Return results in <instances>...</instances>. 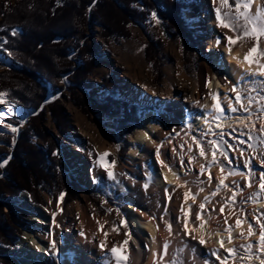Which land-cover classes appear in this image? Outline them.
I'll use <instances>...</instances> for the list:
<instances>
[{
  "label": "rangeland",
  "instance_id": "rangeland-1",
  "mask_svg": "<svg viewBox=\"0 0 264 264\" xmlns=\"http://www.w3.org/2000/svg\"><path fill=\"white\" fill-rule=\"evenodd\" d=\"M15 1L16 0H9L8 3H14ZM185 2H187V6L182 9V15L187 23L188 29L192 31L191 34L194 42L191 39L190 41L187 39L185 40L186 42H184L183 37L175 31V28H169L168 21L160 19L158 15L155 17L152 16V13L155 12L150 13V17H148L145 24L133 23L129 27L131 34L130 38L123 39V37H112L107 39L105 37L106 32L104 31L103 25L94 23L91 26H88L85 39H87V42L90 44L97 45L101 48V57L98 58V65L94 73L89 77V81L93 83V87H91L88 91L91 98L88 101V99L84 98V95L80 90L77 93L78 95L70 93L69 87L72 86V83L67 75L59 82V86H61L60 90H50L46 102L43 104L45 114L42 116V125L44 126L45 131L50 132L57 138L58 144L60 145L63 153V159L61 160V165L56 168V172H58L59 176L55 177L54 183L50 185L43 182L41 183V186H37L35 188L39 198L38 201H32L26 192L20 193L18 197L19 203L17 204L19 210H17V217H19V221L25 223L26 229H20L21 233L17 237V241L20 240L22 235L29 232L31 227L35 228L31 225V220L33 219L34 214L29 208L22 206V198H24L27 194L26 196L29 198V202H32L31 204L52 212L56 210V205L60 200V193L63 192L65 195L62 199V209L58 220V223L62 228V232L60 233V243L68 246L67 239L64 237L65 232L63 231V223H65L68 219L65 210H67L70 205L78 201L82 203L85 201L88 204V214H90V217L95 220L97 217V219L107 220V226L109 227L108 230H110L109 232L111 233V236L109 237L111 238L112 243L115 245L119 244L118 246H121L123 245V241L128 239V245L124 246L129 255L127 264H134L132 245L129 240V235L131 236L132 233V226L128 220L129 212H127V208L131 204H136L138 206L141 205L145 208H153V206L158 203V198L161 194V189L158 188L156 183L158 168L155 161H150L149 163H144L140 166L131 159H128L125 151H123L121 146L117 144V141L114 140V138L120 137L124 139L132 136V134L135 133L142 125L144 117L147 112L151 111V109L158 113L159 121L169 127L172 121L175 120V122H178L181 119L179 120L178 117L172 113V110L164 104L145 103L137 101L135 98H130L125 93L126 91H129V89H127V84H122L124 79L123 77H127L125 81L126 83L131 81L134 82V85L139 92H144V89L147 86L150 90H152V92H161L164 87L173 88L175 86L174 76L184 72H187L193 78H197L198 71L207 56L206 47L210 42V37L207 32L203 31V28L199 26L195 27L194 23L200 22L203 20V17L206 16L215 20L218 24V21L216 20L217 8L221 10L222 14L231 13V15H235L234 6L229 8L227 5H222L220 0H215V2H213V0H185ZM231 2L232 0H230V3ZM136 8L140 11L144 10L141 3L137 4ZM186 12H189L192 15L191 21L186 18ZM240 23L242 24V21H240ZM219 29L222 31V37H217L216 41L217 39L221 40V44L219 46L217 45L221 48L225 43V35L227 33H230V35L235 34L222 27H219ZM158 41L163 43L159 48ZM254 43V40L251 38H245L238 41L232 47L249 49ZM84 44L85 43H83V45ZM150 45L154 46L156 50L155 60H151L146 53V49ZM184 46L189 47L186 48ZM261 47H264V39H262ZM4 51L5 50L0 48V72L2 73L10 70L11 67L17 66L7 53V55L4 54ZM76 54V52H72L74 60L80 58L79 56L77 57ZM77 64L78 63L74 61L73 65L79 67ZM114 88L116 89L115 96L108 93ZM107 95H111L117 103L114 104L113 102H110L108 106H102L101 103L106 100L105 98H107ZM4 100L5 104L13 105L20 109V114L11 113L4 118V122L6 124L11 123L18 129L17 133H12L10 129L4 128L0 124L1 135L6 137L8 136L11 140H13L14 136L16 139L22 130L29 126L28 119L32 116H36L38 112L34 113L32 110H23L16 104L8 102L6 95ZM57 101L64 111L63 114L66 123V127L63 125L67 131L65 135L66 137L62 139L59 133L61 128L58 125V120L49 107ZM244 101H246V99ZM254 103L259 106L264 105V102L259 101V98L258 101ZM133 107L135 108V113H133L134 119L126 118L128 112H133ZM260 124L261 127L264 126V119ZM261 127L254 131V133L250 136L252 137L251 139L247 135L245 136L243 133L238 132H232L223 138L199 139L204 147L205 156L200 155V148L198 146L196 148V153L193 155L189 154L187 156V153L185 152L186 154L184 155L186 158H184L185 160L183 159V163L185 161V164L189 166L196 162L199 164L197 165L198 169L195 170L194 174H191L192 176L189 175L187 179L189 185L191 184L190 186L193 190H195V199H192L191 205L192 212L197 213L200 211L199 205L201 204L200 202H202L199 201L200 198L208 192L210 187L212 188L215 186V184L213 185L214 178L212 177V171L218 166L220 167V164L225 165L226 173H228L229 168H235L238 171L247 173L248 169L244 168L243 165L246 160L250 161L251 168L254 170L250 177V179L253 177L251 180V186L253 185L252 187L255 186L257 188L256 190L253 189L256 193L259 191L261 192L259 194L260 198L263 197L264 191H261L259 187V175L260 172L264 170V167L261 165V156L264 155V148L260 147L258 140V134ZM169 130L171 131L172 129ZM94 131H99L101 136L100 139H104L114 148V151L104 157V161L105 164H109L111 166L119 183L111 181L107 178L106 171L101 164L99 165V170L97 171L98 184L96 186L86 185L82 181V167L80 165L79 158L75 157V150L81 151L84 154V157L89 159L90 162L98 164L100 160V155L97 150L98 138L92 136ZM47 138L49 139V137ZM211 140H218L220 144V147L217 148V163L215 164L212 163L213 145L208 143V141ZM225 141H227L228 144L235 145V150L229 148L227 144L224 143ZM240 141H247V143L242 144ZM33 143H35L38 147L43 148L48 142L40 138H36ZM12 146L13 144L11 146H6L8 153L1 154L0 163L8 157L12 158V155L10 154ZM0 147H5V145H1L0 143ZM172 147L173 145H171V148ZM181 149L183 150V147ZM181 149L178 151L176 149L174 150L176 160L173 161L171 168L176 171H181L180 166L176 162L178 161L177 159L182 156ZM241 149L244 150L243 154H241ZM221 150L227 151L229 158L233 161L232 165H228L227 160L220 155ZM190 159L191 162L189 163ZM112 161H115V164H111ZM202 165L204 166L205 171L201 174L200 170ZM209 165L212 166L209 167ZM5 166L2 167V170H4ZM61 175H65L67 181L72 184V192H70V189L62 185V181H59ZM209 175L212 177L211 181L208 179ZM234 177L240 188V198L235 200V202L230 201L227 203L228 207L225 208L224 213L221 214L216 223L225 224V219H227V223H230L233 219L229 217L231 215H234L235 219L236 217L243 218L247 215V217H252L256 220L259 218V221L264 223V216L261 215L262 211H254V208H242L239 205L241 202H250L252 199L254 200V195L251 196L250 191H246L248 187L245 185L249 178L247 176L240 175H236ZM0 178L7 179L4 171L0 173ZM130 182H134L137 185V189L130 188ZM145 183L149 185L147 189L144 188ZM200 189H203V191ZM165 196L166 199L164 198L165 200L162 202L160 201L161 204H159V208H164L163 212L160 214L161 218H165L170 214L169 209L175 206L176 199H178V197L170 194V192ZM215 200H208L205 205V209L202 210L205 218L212 215H209V213H213L214 211L213 208L216 206ZM180 206L182 205L178 206L177 204L175 206L177 209L174 207L176 210L175 214L178 216L174 213V215L172 214L173 217L177 216L176 221L178 222H180L182 217L185 216L184 214H186L184 211L179 214L181 211ZM6 211L7 209L5 208V212ZM167 212H169V214ZM77 221L81 224L82 217L77 216ZM85 226H88V224ZM117 227L119 228V232L114 230V228ZM37 228L38 227L35 229ZM116 239H118L119 243ZM98 240L99 239L97 237V242H99L100 248V242L102 240ZM166 240L169 245L167 255L169 258L171 257L172 262L176 261V264H205V261H207L208 264H217L211 257L207 256L205 252L201 251V249L196 246H192L186 251L184 246V248L181 247L182 244H186L184 242V238L182 237H178V239L168 237ZM17 241L15 242V247H17ZM249 244L253 245L251 242ZM106 246V248H104L105 250H103L109 251L113 244L111 245L108 242L106 243ZM15 247H3L0 245V264H16L9 253L1 254V251L8 248L14 249ZM250 249L253 250L254 248L252 247ZM108 251L105 252L104 255L106 254V256L109 255L108 257H110L111 252ZM253 252H255V249ZM108 257L105 258V256H103L108 264H112V256L109 258L110 261L108 260ZM77 259L75 250L69 246L67 254L64 255L60 253L58 256L52 257V260L58 264H76Z\"/></svg>",
  "mask_w": 264,
  "mask_h": 264
},
{
  "label": "bare ground",
  "instance_id": "bare-ground-1",
  "mask_svg": "<svg viewBox=\"0 0 264 264\" xmlns=\"http://www.w3.org/2000/svg\"><path fill=\"white\" fill-rule=\"evenodd\" d=\"M261 4H264V0L254 1L252 6L253 13L256 7ZM186 18L191 21L192 15L186 12ZM194 26L203 28V31L207 32L210 37V42L206 47L207 56L198 71L197 78H193L187 72L181 74L178 72L179 75L174 76L175 86L173 88L164 87L161 92H152L147 86L144 92H139L134 82L131 81L126 83L127 77H123L122 84H127V89H129V91L125 90V93L130 98H135L137 101L145 103L164 104L172 110V113L176 115L179 120L181 119L178 122H175V120L172 121L169 127L159 121L157 112L151 110L147 112L142 125L132 136L124 139L120 137L114 138L117 144L125 151L128 159H131L140 166L144 163L147 164L150 161H155L158 168L156 183L158 188L161 189L158 203L154 205L153 208H145L136 204H131L127 208V212H129L128 220L132 226V233L129 240L132 245L133 252H131L134 258V264H172L171 257L169 258L168 255H163V245L168 237H174V239H178V237L184 238L186 244H182L181 247L184 246L186 251L190 247L196 246L200 248L201 251L205 252L207 256L211 257L217 264H220V261L217 260L216 256L212 255V252L219 249V255L223 258L228 256V253L225 251V249L228 248H234L238 249L240 252H244L245 254L243 256L246 260L241 259L239 254L233 253L228 259L224 260V264H237L240 259L244 264H261V260H264V252L260 250V246L254 248L255 252H253L252 249H248L247 252H245L240 248L241 244L239 243L241 242L243 244L242 241L249 239H246L247 236L244 234V231H242L245 229L244 226H246L245 223H247L249 217L246 215L243 218L236 217V219L238 218L242 222L239 227L236 226L234 215L229 216L233 218L230 223H216L217 219L224 213L225 208L228 207L227 203L232 201L233 190H235L236 193L235 200L240 198V188L237 187V180L234 177L236 175H229L225 172L226 170L221 172L219 166L213 169L212 177L214 178L213 185L215 184V186L212 188L210 187L208 192L202 195L199 200L204 202L205 197H207L208 200L216 199L215 201L217 203L214 201L216 205L213 208L214 211L213 213H209V215H212L205 218L201 209L197 213L191 211L192 196L195 195V190L190 186L191 184L189 185V183H185V181H187L189 175L194 174L199 164L196 162L189 166L185 164V161L184 163L182 161L186 158L184 154L187 153L188 156L189 154L193 155L196 153L197 143L193 140V136L198 140L213 139L223 138L232 132H238L250 137L254 131L261 126L260 123L264 119V112L260 111L261 107L264 105L259 106L255 103L248 105L247 99L244 101V104L250 107V113H233L227 111V106L233 103L236 95L234 92L230 91L233 84H236L238 89L245 90V96L252 95L256 97V101H258L257 93L256 91H252V89H259L264 93V85L260 83V79L262 78H256L254 82L250 83L251 78L245 76L243 69L238 67L236 60L233 59V57H238L243 60L248 49L232 47L231 54H229L225 38L224 45L219 48L216 43V38L222 37V31L219 29L217 22L209 17H203V20L194 23ZM228 35H230V33H227L225 37ZM252 68L255 70L256 65L253 64ZM217 94H219L218 102L224 106L226 113L225 118L221 120L215 118L216 112L212 107V105L217 102L213 101L212 96ZM234 106L239 108V105ZM0 112L4 113L3 116H0V121L3 122L0 124L3 126V124H6L4 122L5 116L11 113L20 114V109L4 103L0 105ZM169 129L172 130L170 131ZM144 133H148L151 139L146 138ZM221 133H223V135H221ZM92 136L98 138L97 150L99 155L105 152L109 154L114 151L112 145H109L104 139H100L101 136L99 131H94ZM171 145H173L172 148ZM157 147L160 148L161 153L159 158L156 156ZM182 147L183 150L181 149ZM175 149L177 151L179 149L182 150V156L176 161L181 171H176L174 169L169 171L168 167L160 163V161H164L165 164L172 166L173 161L176 160ZM75 157L80 160L83 183L89 186H96L98 184L97 171L99 170L100 162L98 164L90 162L79 150H75ZM177 175H179V179ZM222 176L226 177L225 184L229 187H221V190L215 196H212L211 193L216 190V185L219 183ZM165 177L167 180H165ZM252 179L253 177L251 180ZM129 185L130 188L137 189V185L134 182H130ZM165 189L168 191L165 192ZM169 192L178 197L175 206L178 204V206L182 205L184 207L183 209L186 214H184L185 216L182 217L180 222L176 221L178 215L175 214V208L177 209L175 206V208L169 209L170 214L167 212L169 214L168 216L165 218L160 217L164 209L159 208V204H161L160 201L162 202L165 200V195L169 194ZM186 192L191 193L187 200H185ZM22 199V206L29 208L34 214L31 225L38 228L35 229L31 227L29 232L22 235L15 249H5L1 251V254L9 253L16 264H58L52 260V257L58 256L60 253L64 255L67 254L69 246L76 252L78 258L76 264H105L107 262L105 258L109 255L106 256L104 253L108 250L104 251L105 249L101 250V247L99 248L97 237L100 241L102 240L105 242V246L108 242L111 245L113 244V246L115 244L112 243L109 237L111 233L109 232L110 230H108L107 220L97 219L98 217L95 220L90 217V214H88L89 208L87 202L84 201L82 203L78 201L65 210L68 218L67 221L63 223V231L65 232L64 237H66L68 244V246H65L60 243L62 228L58 223L62 209V200L58 201L55 211L49 212L44 208L34 206L25 196ZM242 203L244 202L239 204L240 207H242ZM254 205H257L258 211H262L264 209V200L255 198ZM221 207L224 208L223 212L220 211ZM245 207H247V205H245ZM263 212L264 210L262 213ZM54 213L55 216L53 215ZM173 213L177 216L173 217ZM181 213L183 212L180 211L179 214ZM198 213L201 215L200 220L196 219ZM77 216L82 217L81 224L78 223ZM185 220H187L186 230L184 227ZM166 222L172 224L171 233H169L167 229ZM202 223L204 226L200 227ZM86 224H88V226H85ZM101 224L104 225L103 230L99 227ZM228 226H231V235L233 237L231 244L228 243L229 232L224 230L228 228ZM81 231L84 232V236L80 235ZM186 231L191 233V235H186ZM105 232L108 233L107 237L104 235ZM241 233L244 235L241 236ZM192 236H195L196 239H192ZM201 236H203L206 241L205 245H200L198 243ZM53 238L57 242V248L55 250H52L50 247V241ZM116 240L118 242V239ZM221 240L224 241V248H220ZM118 245L119 244H117V246ZM108 252H110V249ZM153 253H156V255ZM249 253L251 255H249ZM103 256H105V258H103ZM110 257H108L109 261ZM161 257H163V259H161ZM111 263L115 264L113 258Z\"/></svg>",
  "mask_w": 264,
  "mask_h": 264
},
{
  "label": "trees",
  "instance_id": "trees-1",
  "mask_svg": "<svg viewBox=\"0 0 264 264\" xmlns=\"http://www.w3.org/2000/svg\"><path fill=\"white\" fill-rule=\"evenodd\" d=\"M8 2L9 0H0V48L7 52L17 66L0 72V92L6 93L8 102L23 110L38 112L36 116L28 119L29 126L18 135L15 144L8 136L0 133V143L5 145L0 147V157L1 154L8 153L6 146L13 144L10 150L11 160L4 170L0 168V173L4 171L7 177L0 178V245L13 248L21 233L20 229H26L25 223L17 217L20 193L26 192L32 201H38L35 188L43 182L50 185L54 183L55 177L59 176L56 168L61 165L63 159L57 138L45 131L42 125V116L45 114L43 104L50 90H60L59 82L67 75L72 83L69 87L70 93L78 95L80 90L88 101L91 98L88 91L93 87V83L89 81V77L98 65L101 48L85 39L88 26L94 23L103 25L107 39L130 38L129 27L133 23L145 24L150 13L155 12L160 19L168 21L169 28H175L184 42L193 39L192 31L188 29L182 15V9L187 6L185 0ZM139 3L143 5V11L136 8ZM14 30L15 35L12 34ZM162 44L158 41V48ZM72 52H76L80 58L74 60ZM146 53L151 60H155L154 46H148ZM74 61L79 67L73 65ZM115 92L114 88L108 93L115 96ZM111 95L106 96L102 106H108L110 102L117 103ZM49 107L58 120L62 139L66 137L67 132L64 111L58 101ZM132 110L133 112L127 113L126 118L134 119L135 108ZM36 138L48 143L43 148L38 147L33 143ZM59 181L72 192V184L67 181L65 175H61Z\"/></svg>",
  "mask_w": 264,
  "mask_h": 264
},
{
  "label": "snow or ice",
  "instance_id": "snow-or-ice-1",
  "mask_svg": "<svg viewBox=\"0 0 264 264\" xmlns=\"http://www.w3.org/2000/svg\"><path fill=\"white\" fill-rule=\"evenodd\" d=\"M213 2H215V0H213ZM220 3L222 5H227L229 8H232L234 6L235 8V15H231V13L229 14H222L221 10L219 8L216 9V20L218 21V26L228 29L229 31L233 32L235 35H228L225 37L226 41H227V48H228V52L229 54H231L232 51V46L235 45L238 41H240L241 39H245V38H251L252 40H254V44L252 47H250L247 51V53L244 55L243 60L239 59L238 57H233V59L236 60L237 66L243 69V72L245 74L246 77L251 78L250 83L254 82V80L256 78H262L260 79V83L262 85H264V47H261V43H262V39H264V4L258 5L255 9V12L253 13L252 11V5L254 3V0H232V2L230 3V0H220ZM152 16L155 17L156 14L152 13ZM240 21H242V24L240 23ZM13 35L16 34L15 30L12 33ZM7 41H5L6 43ZM217 45L219 46L221 44V40L217 39L216 41ZM255 64L256 65V69L253 70L252 65ZM231 92H234L236 95L234 97V101L232 104H229L227 106V111L236 113V112H243V113H250V107L246 106L244 104V100L247 99L248 101V105L253 104L254 102H256V97H253L252 95H247L245 96V90L243 89H238V86L236 84H233L232 88L230 89ZM252 91H256L257 93V97L259 98V101L264 102V93L261 92V90L259 89H255L253 88ZM6 93L4 92H0V105H3L5 103L4 97H5ZM218 95H213L212 99L213 101H217L216 103H214L212 105L213 109L216 112V119L217 120H221L224 119L226 116L225 110H224V106H222V104L220 102H218ZM227 99V97H226ZM199 103V102H198ZM234 105H239V108H237ZM260 111L264 112V106L261 107ZM4 113L0 112V116H3ZM247 118V117H244ZM0 123H3L2 121H0ZM4 128H8L11 130L12 133H17L18 129L16 127H14L11 123L8 124H3ZM261 130L264 131V126L261 127ZM221 135H223V133H221ZM144 136L148 139H151L148 136V133H144ZM250 139L252 137H249ZM193 140L196 141L197 146L200 148V155L201 156H205V151H204V147L202 146L201 142L195 137L193 136ZM12 143L15 144V136L13 137ZM209 144L213 145L212 147V153H213V160L212 163L215 164L217 163L216 161V153H217V148L220 147L219 141L218 140H211L208 141ZM225 144H227V146L229 148H232L235 150V145L232 144H228L227 141L224 142ZM240 143L244 144L247 143V141H240ZM191 150V149H189ZM243 149H241V154H243ZM109 155L107 152L100 154V164L104 167L105 171H106V175L107 178L111 181H115L116 183H119V181H117L116 176L114 174V172L112 171V168L109 164H105L104 161V157ZM161 155L160 153V148L157 147L156 149V156L157 158H159ZM220 155L223 156L225 158V160H227L228 165H232L233 161L231 160V158H229L227 151L225 150H221L220 151ZM11 159V157H8L6 159L3 160L2 163H0V168L4 167L9 160ZM191 162V159L189 160V163ZM160 163L162 165H164L165 167L169 168V171H172V168L170 165H167L164 163V161H160ZM111 164H115V161H112ZM261 165L262 167H264V155L261 156ZM212 165H209V167H211ZM244 168L248 169V172H242V171H238L235 168H229L228 174L229 175H240V176H247L248 182L246 183V187H251V175L253 174L254 170L251 168V162L246 160L244 162L243 165ZM220 168H221V172H223L225 170V165L224 164H220ZM201 174L205 171L204 166H201ZM177 178L179 179V175H177ZM208 179L211 181L212 177L211 175H209ZM225 179L226 177L222 176L219 180V183L216 185V190L214 192L211 193L212 196H215L220 190L221 187H229L228 185L225 184ZM165 180H167V178L165 177ZM185 183H187V181H185ZM235 183V182H234ZM149 187V185L147 183L144 184V188L147 189ZM237 187H239V185H237ZM259 187L261 189V191H264V170H262L260 172L259 175ZM201 191H203V189H200ZM168 190L165 189V192H167ZM260 193H255L253 194L254 196H259ZM65 193L61 192L60 193V200L63 199ZM191 195V193L186 192L185 193V200H187L189 198V196ZM235 190H233V197H232V201L235 202ZM193 199H195V196H192ZM208 202V198L205 197V201L203 203H201L199 205L201 210L205 209V205ZM51 203V202H50ZM119 211V210H117ZM184 209L181 206V212H183ZM220 211L223 212L224 208L221 207ZM55 216V213L53 214ZM262 216H264V213H261ZM197 220L201 219V215L198 213L196 216ZM259 221V218H257ZM55 222V221H54ZM123 223V222H122ZM167 223V229L169 231V233L172 232V224L170 222H166ZM241 220L237 219L236 220V226L239 227L241 225ZM225 224H227V219H225ZM203 223L200 225V227H203ZM100 229L103 230L104 225H99ZM184 227L185 230L187 229V220H185L184 222ZM253 225L251 223H249V227H248V233L247 235L250 237L252 236L253 233ZM115 231L119 232V228H114ZM225 231L229 232V236H228V243L231 244L233 237L231 235V226H228V228L224 229ZM186 235H191V233H188L187 231L185 232ZM81 236H84V232L81 231L80 233ZM105 237H107L108 233L105 232L104 233ZM244 234L241 233V236H243ZM129 239H130V235H129ZM155 239V238H153ZM192 239H196L195 236H192ZM198 243L200 245H205L206 241L204 239L203 236H201L198 240ZM259 246H260V250L262 252H264V223H260V239H259ZM128 245V239L123 241V245L121 246H117L114 245L111 247L110 252H111V256L115 261V264H127L128 262V255H127V250L124 246ZM39 247V245H38ZM50 247L52 250H55L57 248V242L56 240L53 238L50 241ZM100 247L101 249L105 248V242L101 241L100 242ZM253 245L249 244V245H241L240 248H243L245 250V252H247V249L252 248ZM168 248L169 245L167 242L164 243L163 245V249H164V255H167L168 252ZM220 248H224V241L221 240L220 241ZM47 251V249H46ZM225 251L228 253V256H225L223 258H221V256L219 255V249H216L212 252V255L216 256L217 260L220 261V264H224V260L228 259L233 253L239 254V255H244V252H240L238 249H234V248H228L225 249ZM154 255H156V253H153ZM249 255H251L249 253ZM161 259H163V257H161ZM106 264H108V262H106ZM172 264H176V261H173ZM205 264H208L207 261H205ZM261 264H264V260H261Z\"/></svg>",
  "mask_w": 264,
  "mask_h": 264
},
{
  "label": "built area",
  "instance_id": "built-area-1",
  "mask_svg": "<svg viewBox=\"0 0 264 264\" xmlns=\"http://www.w3.org/2000/svg\"><path fill=\"white\" fill-rule=\"evenodd\" d=\"M253 189L256 190L257 188L255 186L254 187H249V188H247L246 191H250L251 196H252L253 194L256 193ZM258 193H261V192L259 191ZM255 198L260 199V200H263L264 199V195H263L262 198H260V195L259 196H254V200H255ZM254 200L252 199L250 202L249 201H246V202L242 203V208H254L255 211H258L257 205H254ZM245 205H247V207H245ZM249 223H251L254 226L253 227V233L254 234L252 236H250V237L247 235ZM260 223H262V222L261 221H258V220H255L252 217H249V220L247 221V223H245L246 224V226H244L245 229L242 230V231H244V234L247 236L246 239H248V238L249 239L242 241L243 244L241 242L239 244L246 246L247 244H249L251 242V243H253V248L259 246V243L258 242H259V239H260ZM256 238H258V239H256ZM242 250H244V249H242ZM252 251H254V249ZM240 258L246 260L243 255H240ZM241 259H240V261L237 264H244V263H242ZM255 262H257V261H255Z\"/></svg>",
  "mask_w": 264,
  "mask_h": 264
},
{
  "label": "crops",
  "instance_id": "crops-1",
  "mask_svg": "<svg viewBox=\"0 0 264 264\" xmlns=\"http://www.w3.org/2000/svg\"><path fill=\"white\" fill-rule=\"evenodd\" d=\"M258 140H259L260 147L264 148V131L260 130V132L258 134Z\"/></svg>",
  "mask_w": 264,
  "mask_h": 264
}]
</instances>
